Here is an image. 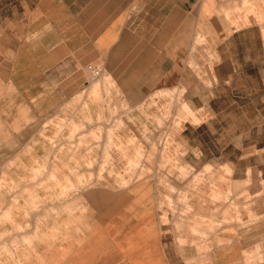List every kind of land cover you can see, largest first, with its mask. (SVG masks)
Instances as JSON below:
<instances>
[{
    "label": "rangeland",
    "instance_id": "1",
    "mask_svg": "<svg viewBox=\"0 0 264 264\" xmlns=\"http://www.w3.org/2000/svg\"><path fill=\"white\" fill-rule=\"evenodd\" d=\"M227 2L233 4L229 16L250 14L260 22L264 42V0ZM203 42L201 59L210 65L213 54ZM192 66L202 81L193 101L185 99V87L159 90L145 101H120L100 75L73 101L37 121L17 148L7 149L15 140L0 122V147L5 145V154L0 150V264H83L87 248L94 256L91 264L99 255L114 260L107 264H142L149 247L137 241L143 244L151 229L158 239L153 253L163 248L165 264L257 261L256 249L242 251L244 260H229L230 248L213 254L228 242L227 233L257 221L258 193L247 191L242 178L232 179L233 167L223 163L230 151L215 150L208 138L205 146L211 150L203 157L184 139L185 126L209 128L212 118L199 105L216 88L211 69ZM185 103L191 111L180 109ZM116 196L120 205L112 201Z\"/></svg>",
    "mask_w": 264,
    "mask_h": 264
},
{
    "label": "crops",
    "instance_id": "2",
    "mask_svg": "<svg viewBox=\"0 0 264 264\" xmlns=\"http://www.w3.org/2000/svg\"><path fill=\"white\" fill-rule=\"evenodd\" d=\"M232 5L227 0H0V122L15 140L7 149L21 146L37 121L89 86V63L102 68L101 78L125 102L178 87L193 101L202 81L192 65L204 64L216 88L199 107L212 119L208 129L202 123L185 126L184 139L203 157L211 150L205 146L208 138L215 150L230 151L223 163L233 167L232 179L242 178L247 191L258 193L251 195L257 221L227 233L228 242L213 254L230 248L229 260H244L242 251L256 249L252 264H264V42L260 22L250 14L229 16ZM203 38L213 54L210 65L201 59ZM0 150L5 154V145ZM150 232L143 244L137 241L149 247L142 264H165L168 255L161 248L155 256L158 239ZM83 254L81 263L91 264L89 249ZM112 261L99 255L97 264Z\"/></svg>",
    "mask_w": 264,
    "mask_h": 264
},
{
    "label": "bare ground",
    "instance_id": "3",
    "mask_svg": "<svg viewBox=\"0 0 264 264\" xmlns=\"http://www.w3.org/2000/svg\"><path fill=\"white\" fill-rule=\"evenodd\" d=\"M239 9H240V8H239ZM263 33H264V32H263ZM107 77H108V76H107ZM93 84H94V83H93ZM95 84H96V83H95ZM108 84H109V83H108ZM111 85H112V84H111ZM93 86H94V85H93ZM96 87H97V86H96ZM96 87L94 86V87L92 88V90H95ZM158 92H159V91H158ZM161 92H162V91H161ZM166 92H168V90H166ZM183 105H184V106H183ZM183 105L180 107V109L182 108L183 111H189V110H190L188 104L185 103V104H183ZM183 111H182V112H183ZM190 111H191V110H190ZM184 113H185V112H184ZM184 113H183V114H184ZM187 113H188V115H189V112H187ZM190 114H191V113H190ZM191 115H192V114H191ZM191 115H190V117H191ZM192 116H193V115H192ZM88 117H89V116H88ZM193 118H194V117H193ZM88 119H89V118H88ZM84 120H85V118H84ZM110 135H111V134H110ZM112 136H113V135H112ZM110 137H111V136H110ZM108 140H110V138H109ZM119 144H120V143H119ZM118 147H119V145H118ZM76 148H77V147H76ZM72 150H73V149H72ZM47 154H48V153H47ZM57 156H58V155H57ZM70 156H71V155H70ZM54 158H55V156H54ZM70 158H71V157H70ZM44 162H45V161H44ZM74 164H75V163H74ZM75 165H76V164H75ZM79 165H80V164H79ZM76 166H77V165H76ZM44 168H45V167L43 166L42 169L44 170ZM208 169H209V168H208ZM40 170H41V169H40ZM34 171H35V169H34ZM37 171H38V168H37ZM37 171H36V172H37ZM38 172H39V171H38ZM54 172H55V171H54ZM41 173H42V172H41ZM51 174H52V173H51ZM80 174H81V172H80ZM81 176H82V174H81ZM77 177H78V176H77ZM30 178L34 179L33 176H31ZM200 178H201V177H200ZM77 179H78V178H77ZM78 180H79V179H78ZM41 184H43V183H41ZM41 184H40V185H41ZM237 184H238V183H237ZM235 185H236V184H235ZM38 186H39V185H37V187H38ZM32 188H34V186H33ZM48 188H49V187H48ZM20 193H22V192H20ZM29 193H30V192H29ZM52 196H53V195H52ZM217 196H220V195L218 194ZM82 197H83V196H82ZM11 198H12V197H11ZM14 198H16V197H14ZM214 198H216V197H214ZM49 199H50V198H49ZM217 199H218V198H217ZM16 200H17V199H16ZM16 200H15V201H16ZM11 201H13V199H12ZM73 202H74V201H73ZM14 203H15V202H14ZM74 204H75V203H74ZM10 205H11V204H10ZM70 205H71V204H70ZM69 207H70L69 205H68L67 208L65 207L66 210H67ZM50 208H52V207H50ZM50 211H51V210H50ZM62 211H63V210H62ZM53 213H54V212H53ZM2 214H5V211H4ZM41 214H43V213H41ZM55 215H56V214H55ZM4 216H5V215H2L1 217L4 218ZM48 216H49V215H48ZM11 217H12V216H11ZM11 217H9V218H11ZM36 217H37V216H36ZM39 217H40V216H39ZM12 218H13V217H12ZM37 219H38V217H37ZM220 220H221V219H220ZM11 221H12V220H11ZM209 221H210V220H209ZM27 222L29 223V221H27ZM27 222H26V223H27ZM23 223H25V222H23ZM28 223H27V224H28ZM14 224H15V223H14ZM29 224H30V223H29ZM35 224H36V222L34 223V225H35ZM38 224H39V223H38ZM40 224H41V223H40ZM19 225H20V224H19ZM25 225H26V224H25ZM25 225H24V226H25ZM16 227H17V226H16ZM22 227H23V226H22ZM25 227H26V226H25ZM35 227H36V226H35ZM193 227H194V226H193ZM12 228H13V227H12ZM17 228H18V227H17ZM20 228H21V226H20ZM20 228H19V229H20ZM33 228H34V227H33ZM21 229H22V228H21ZM38 229H39V228H38ZM33 230H34V229H33ZM33 230H32V231H33ZM34 231H35V230H34ZM5 232L8 233L7 231H5ZM6 233H5V234H6ZM24 234H26V233H24ZM26 235H27V234H26ZM33 235H35V234H33V232H32V235H29L30 242L32 241L31 238H30V236H33ZM26 237H27V236H26ZM26 237H25V238H26ZM13 238H14L13 240H15V237H14V236H13ZM32 238H33V237H32ZM22 239H23V238H21V241H22ZM23 241H24V239H23ZM23 241H22L21 243H23ZM27 241H28V238H27ZM22 247H23V246H22ZM0 250H1V249H0ZM2 250H3V248H2ZM1 253H2V252H1ZM1 253H0V254H1Z\"/></svg>",
    "mask_w": 264,
    "mask_h": 264
},
{
    "label": "built area",
    "instance_id": "4",
    "mask_svg": "<svg viewBox=\"0 0 264 264\" xmlns=\"http://www.w3.org/2000/svg\"><path fill=\"white\" fill-rule=\"evenodd\" d=\"M86 70L88 73V79L91 81L97 79L102 73V68L99 65H95L93 63L87 64Z\"/></svg>",
    "mask_w": 264,
    "mask_h": 264
}]
</instances>
